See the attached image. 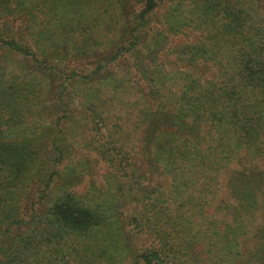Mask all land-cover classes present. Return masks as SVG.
<instances>
[{
	"label": "trees",
	"instance_id": "trees-1",
	"mask_svg": "<svg viewBox=\"0 0 264 264\" xmlns=\"http://www.w3.org/2000/svg\"><path fill=\"white\" fill-rule=\"evenodd\" d=\"M136 1L0 0V264H264V0Z\"/></svg>",
	"mask_w": 264,
	"mask_h": 264
},
{
	"label": "rangeland",
	"instance_id": "rangeland-1",
	"mask_svg": "<svg viewBox=\"0 0 264 264\" xmlns=\"http://www.w3.org/2000/svg\"><path fill=\"white\" fill-rule=\"evenodd\" d=\"M158 2H160L159 3V5L155 8V12H154V16L156 17V16H163V14H165L166 12H167V9L169 8V0H159ZM135 3H137V6H139V4H138V2L136 1V0H134V4ZM250 7L252 8V12L253 13H256V16L258 17V18H262L263 17V10H262V8L261 7H258L256 4H254V2H251L250 3ZM134 9L136 10V6L134 5ZM137 11V10H136ZM153 22V21H152ZM152 22H148L147 23V21H146V25L144 26V29L146 30V34L148 35V33H151L152 34V32H154V31H152L151 30V28H150V26H152L151 25V23ZM175 22H177V20H175L174 21V23ZM165 24V23H164ZM162 24H159L158 25V30H168V31H170V25L168 26V24L166 25L165 24V27H162L161 26ZM167 26V27H166ZM176 27V26H175ZM131 28V25H129V29ZM178 28V27H177ZM122 31H121V33L123 32V28L121 29ZM157 31V30H156ZM121 33H119V35H120V37H121ZM164 34L163 35H165V38L164 37H160L161 38V40L163 41V47H164V45H165V43H167V42H169V44L168 45H170V46H174V45H177V44H179V43H182V42H187V43H192V42H194V41H197L198 39H199V36H198V34L196 33V32H194V31H189V30H184V31H182V32H178V33H176V34H171L170 32L168 33L167 31H164L163 32ZM143 34V33H142ZM115 37V36H114ZM113 37V38H114ZM166 37H168V38H166ZM113 38H112V40H113ZM120 39V38H119ZM115 41H116V38L114 39ZM124 39H122V41H123ZM149 42V40L148 39H146V37L144 38V34H143V40H142V43H147V42ZM126 43H123V45H125ZM145 45V44H144ZM114 47V46H113ZM110 49V48H109ZM109 49H108V51H109ZM111 49H112V47H111ZM166 52V49L164 50V53ZM170 55V57L171 58H174V53H171V54H169ZM167 56V54H165V57ZM143 58L146 60V58L143 56ZM53 62L54 61H52V64H53ZM80 66V63H79V65H78V67ZM110 67V66H109ZM108 67V68H109ZM112 67V66H111ZM192 70L195 72V71H203L204 70V72L207 74L208 72L207 71H205V69H204V67H202L201 65H198L197 67H195V68H192ZM212 73H213V71H211ZM47 74H48V72H46ZM127 73H129V74H131V76L133 77V75L132 74H134V71L132 72V73H130L129 72V70H128V72ZM126 73V74H127ZM133 80H135V78H133ZM52 95V94H51ZM46 102V101H45ZM86 151H77V155H81V154H84ZM90 156H92V154H89ZM96 171H98V170H96ZM149 182H150V184L151 185H153V184H159L161 181H162V179L160 178V177H158L157 175H156V173H153V175H150L149 174ZM87 179L88 178H86V180L85 181H87ZM146 184H147V181H146ZM82 186H86V185H82ZM166 186V185H165ZM130 202H132V201H128L127 203L129 204ZM128 204H126V205H128ZM138 239V238H137ZM151 239H152V234H146L145 233V235H143L142 236V238H141V240H139V241H141L142 243H144V244H150V241H151ZM138 242V241H137ZM136 242V243H137ZM242 252H243V242H242V250H241Z\"/></svg>",
	"mask_w": 264,
	"mask_h": 264
}]
</instances>
